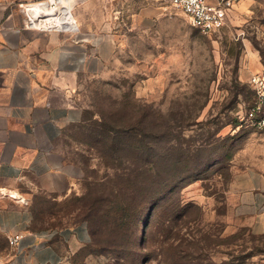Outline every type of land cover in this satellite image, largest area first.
<instances>
[{"label":"rangeland","instance_id":"1","mask_svg":"<svg viewBox=\"0 0 264 264\" xmlns=\"http://www.w3.org/2000/svg\"><path fill=\"white\" fill-rule=\"evenodd\" d=\"M48 1L26 0L20 6L24 22L26 6ZM72 2L93 37L108 39L113 48L101 73L77 81L75 103L84 109V119L68 126L56 144L61 174L30 178L23 202L16 201L31 214L30 230L70 231L87 225L93 209L99 243L70 250L65 264H264V235L247 228L225 232L216 215L224 213L221 205L215 213L199 210V203L211 206L200 191L222 196L232 162L242 167L255 157L264 163V128L240 119L257 99L239 78L247 53L263 61L264 0L237 3L224 27L210 37L163 0ZM109 119L144 121L150 140L162 143L152 149L156 169L141 174L125 159L104 157L101 152L112 142L102 143L100 125ZM178 148L191 171L184 179L194 178L184 186L177 181L176 191L168 193L169 160ZM163 151L167 161L161 168L157 154ZM136 183L147 189L145 199L155 200L141 208L132 226L121 208L144 207L145 201H131ZM113 242L117 248L110 246Z\"/></svg>","mask_w":264,"mask_h":264},{"label":"crops","instance_id":"2","mask_svg":"<svg viewBox=\"0 0 264 264\" xmlns=\"http://www.w3.org/2000/svg\"><path fill=\"white\" fill-rule=\"evenodd\" d=\"M25 1L0 0V264H65L70 250L89 243L86 225L63 233L32 231L28 208L16 202L23 198L13 199L5 191L21 196L30 178L61 174L56 144L68 126L84 117V109L75 103L77 81L101 73L113 45L93 37L84 16L72 9V0L64 3L79 23L78 33L25 28L20 9ZM254 74L264 75V65L249 52L239 78L247 81ZM261 168L264 163L255 157L242 167L232 162L220 198L200 191L211 205L199 203L203 212L224 207L218 217L225 232L247 228L264 235ZM13 236L20 238L11 246L8 239Z\"/></svg>","mask_w":264,"mask_h":264},{"label":"trees","instance_id":"3","mask_svg":"<svg viewBox=\"0 0 264 264\" xmlns=\"http://www.w3.org/2000/svg\"><path fill=\"white\" fill-rule=\"evenodd\" d=\"M264 57V56H263ZM262 57V63L264 65V58ZM251 104H247L246 105V109L250 108ZM84 119V117H83ZM146 120V119H145ZM239 125V123L237 124ZM144 126V121L140 120V121H136V125H133L132 123H127L125 121H121V120H101V125L100 128L102 129V134H99V136L101 137V141L104 144L105 143V139L111 140L112 145L105 149V151H102L101 153L104 155V157L106 158L107 156H116L119 159H125V161L131 163L132 165H134L135 170H141V174H143L144 172H148L150 171V169H156L157 165H156V161L153 160L154 156L152 153V149L154 148V146H157V148L160 147V145H162L161 140H159V138L157 139H152L150 140V131L145 129V131H143V127ZM166 143L169 145V142L166 141ZM165 145V144H164ZM177 146L179 145L178 142L176 144ZM199 148L195 149V152H198ZM156 155V154H155ZM159 156L158 158V163L161 166V168H163V166L165 165L166 161L165 160V152H158L157 154ZM168 155V154H167ZM153 160V161H152ZM170 176H169V181H168V186H170V189L168 191V193H172L176 191L177 188V184L180 186H184L185 184H188L189 182H191V180L194 178V176L189 177V179H184L185 177L183 176V174H185V172L187 174H190V170L187 168V165L185 164V160L183 159V152L180 148H178V153L176 155L175 158H170ZM196 166L193 167L192 171L195 172L199 169V163L195 164ZM177 181H179L180 183H177ZM134 187V191L131 194L132 196H130L131 201H135V200H142L145 201V203L143 204L144 207H142L140 204L138 203H129L128 205H124L121 210L125 211V216L128 217V220H126V225L128 223V225H132L134 226L137 221H138V217L141 214V208L145 209L146 207H148L149 205H151L153 203V201L155 199H145V196L142 195V193L147 194V189L144 190L143 188H140V183H136L133 185ZM179 188V187H178ZM140 190H144V191H140ZM134 196V198H133ZM179 208V205H178ZM93 209H90L87 217H88V221H87V231L89 234V243L88 246H95L97 243H99L98 241V234L100 233L99 228L100 225L98 223V220L96 219V221H93V215L96 214L95 212H92ZM199 210L201 211L200 213L204 212L202 211V209L199 207ZM217 216H219V214L216 213ZM222 215V214H221ZM110 233L112 235L116 234L114 231H110ZM136 243V239L132 244ZM132 244L131 247H132ZM87 246V245H86ZM110 246L112 248H117V246L115 245V242L111 243ZM134 247V245H133Z\"/></svg>","mask_w":264,"mask_h":264},{"label":"built area","instance_id":"4","mask_svg":"<svg viewBox=\"0 0 264 264\" xmlns=\"http://www.w3.org/2000/svg\"><path fill=\"white\" fill-rule=\"evenodd\" d=\"M50 5L52 8L55 5L52 0ZM56 1V0H55ZM174 10L180 12L184 17L187 18L190 25L195 28L199 33L204 36H212L219 32L224 25L231 13L233 7L241 0H163ZM49 2V1H48ZM42 4V3H39ZM44 14L40 13L37 19L39 21L45 19ZM23 26L28 29H36L42 31H60L62 29L48 28L42 29L34 26V22L27 16ZM248 85L254 92L256 102L253 106L245 111V115L240 119L253 127L258 129L264 128V75L254 74L247 80ZM20 236H13L8 239V243L11 246L16 245Z\"/></svg>","mask_w":264,"mask_h":264},{"label":"bare ground","instance_id":"5","mask_svg":"<svg viewBox=\"0 0 264 264\" xmlns=\"http://www.w3.org/2000/svg\"><path fill=\"white\" fill-rule=\"evenodd\" d=\"M52 0L42 4H30L26 6L25 10L27 11V16L32 19L34 22V26L38 28H55L62 29L63 31H76L77 27L73 17H70V13H68V9L63 5L64 0H54L55 7L52 8L50 5L52 4ZM67 9V10H66ZM42 13L46 17L45 19L39 21L37 17ZM12 197L13 199L21 198V196L14 191H5Z\"/></svg>","mask_w":264,"mask_h":264}]
</instances>
